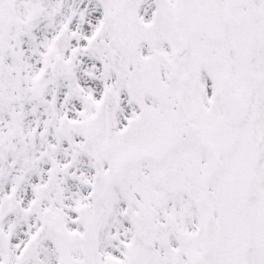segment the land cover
I'll use <instances>...</instances> for the list:
<instances>
[{
    "label": "snow or ice",
    "instance_id": "1",
    "mask_svg": "<svg viewBox=\"0 0 264 264\" xmlns=\"http://www.w3.org/2000/svg\"><path fill=\"white\" fill-rule=\"evenodd\" d=\"M0 264H264V0H0Z\"/></svg>",
    "mask_w": 264,
    "mask_h": 264
}]
</instances>
